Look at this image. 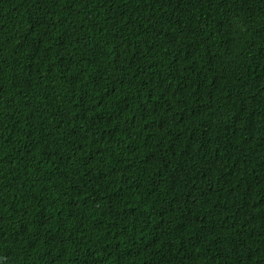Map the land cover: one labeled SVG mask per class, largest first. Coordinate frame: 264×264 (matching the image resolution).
Listing matches in <instances>:
<instances>
[{
	"label": "trees",
	"instance_id": "16d2710c",
	"mask_svg": "<svg viewBox=\"0 0 264 264\" xmlns=\"http://www.w3.org/2000/svg\"><path fill=\"white\" fill-rule=\"evenodd\" d=\"M0 264H264V0H0Z\"/></svg>",
	"mask_w": 264,
	"mask_h": 264
}]
</instances>
